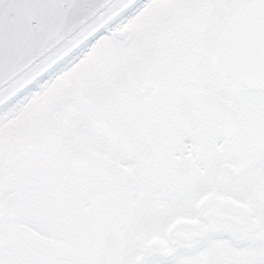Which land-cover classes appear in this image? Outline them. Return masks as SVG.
Masks as SVG:
<instances>
[{
  "label": "snow or ice",
  "instance_id": "snow-or-ice-1",
  "mask_svg": "<svg viewBox=\"0 0 264 264\" xmlns=\"http://www.w3.org/2000/svg\"><path fill=\"white\" fill-rule=\"evenodd\" d=\"M0 264H264V0H0Z\"/></svg>",
  "mask_w": 264,
  "mask_h": 264
}]
</instances>
